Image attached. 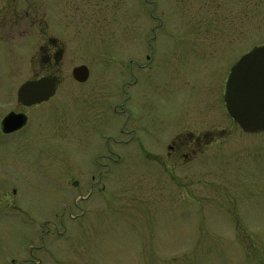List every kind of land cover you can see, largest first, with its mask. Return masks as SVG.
Instances as JSON below:
<instances>
[{
  "label": "rangeland",
  "instance_id": "374dc122",
  "mask_svg": "<svg viewBox=\"0 0 264 264\" xmlns=\"http://www.w3.org/2000/svg\"><path fill=\"white\" fill-rule=\"evenodd\" d=\"M62 1L47 0L59 63L26 20L0 31V121L23 83L59 77L31 130L0 139V264H264V132L224 102L264 45V0H92L79 16Z\"/></svg>",
  "mask_w": 264,
  "mask_h": 264
},
{
  "label": "water",
  "instance_id": "95a60500",
  "mask_svg": "<svg viewBox=\"0 0 264 264\" xmlns=\"http://www.w3.org/2000/svg\"><path fill=\"white\" fill-rule=\"evenodd\" d=\"M89 73L86 65L72 71L73 78L80 83L88 80ZM56 87V77L29 80L20 86L18 97L27 106L40 104L55 95ZM224 100L228 113L244 132H264V45L253 48L231 68ZM22 124L21 115H12L5 122L12 129Z\"/></svg>",
  "mask_w": 264,
  "mask_h": 264
},
{
  "label": "flooded vegetation",
  "instance_id": "af4514ba",
  "mask_svg": "<svg viewBox=\"0 0 264 264\" xmlns=\"http://www.w3.org/2000/svg\"><path fill=\"white\" fill-rule=\"evenodd\" d=\"M17 3H18V0L0 1V15L5 16L4 23L0 24V31L1 30L3 31L5 28H7V24H6L7 22L6 21L11 20V18H12L11 21L18 18L17 19L18 22H20L19 20H21L22 22L24 20H26V22H28V23L24 24L25 25L24 30L29 29L30 26L39 28V34L41 35V42H42L40 48H41V51L43 54L42 59L44 60V62H46V63H59V62H61L63 60L64 54H65V49H64L65 45L62 41V38L60 39V36H61L60 34L54 35L53 33L52 34L50 33V29H49L50 25H49L48 14H47L48 13L47 0L42 1V4L44 5L43 6L44 9L41 12V15L38 13H32V12L27 11V10L22 11L17 7ZM91 4H92V0H66V1L64 0V1H62L61 5L62 6L64 5V8L68 11H71V13L73 15L79 16L82 13L86 12L85 11L86 8L84 6H87V5L91 6ZM141 4H143V0H141ZM65 5H67V6L69 5L70 8H68V7L66 8ZM39 15L41 17H38ZM9 16H11V17L9 19H7ZM14 24H16V23H14ZM14 24L13 25L11 24V25L17 26ZM19 24H21V23H19ZM28 25H29V27H28ZM12 38H14V37L11 34V36H9V38H7V40L10 41ZM1 39H3V37L0 35V43L2 42ZM89 72H90V70H89ZM44 77H56L57 78V87H56L55 95L52 96L48 101L42 102L40 104L27 106V105H24L19 100V97H18V90L19 89H18L17 94H16L15 108L8 111L1 118V121H0V139L11 140L13 138L15 139L16 137H23L22 136L23 134L28 133L29 130H31V125H30L31 115L29 114V110L34 108V107H38V106H41V105L49 102L50 100H52L56 96L57 89H58V83H59V77L55 74H51L49 76H44ZM89 77H90V73H89ZM35 79H39V78H35ZM35 79H32V80H35ZM86 82H84V83H86ZM78 83H80V82H78ZM225 88H226V82H225V86H224V94H225ZM12 115H21L22 116V121H23L22 126H20L18 128H14V129L7 128L5 126L6 120ZM132 131H134V130H132ZM101 138L111 139L112 137L105 135V136H101ZM107 141H109V140H107ZM181 143L182 144L177 145L176 143L173 142L169 146V150L171 152H169L167 154L168 157L171 158V157H173V155H178L177 153H181V156H183L184 158L189 157V154L187 155V153L180 152L181 149H183L184 147L187 148L186 142H184V143L181 142ZM118 158L120 161L123 159L122 157H118ZM116 163H118V161H116ZM103 166L106 167L107 164H104ZM102 175H103V173L99 176V179H97V180L95 179V177H93V179L96 181V184H100L102 182ZM76 183H78V181Z\"/></svg>",
  "mask_w": 264,
  "mask_h": 264
}]
</instances>
